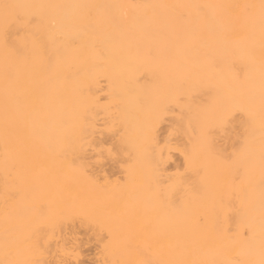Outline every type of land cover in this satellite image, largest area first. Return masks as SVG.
<instances>
[{
  "label": "bare ground",
  "instance_id": "6f19581e",
  "mask_svg": "<svg viewBox=\"0 0 264 264\" xmlns=\"http://www.w3.org/2000/svg\"><path fill=\"white\" fill-rule=\"evenodd\" d=\"M78 227L101 264H264V0H0V264Z\"/></svg>",
  "mask_w": 264,
  "mask_h": 264
},
{
  "label": "rangeland",
  "instance_id": "374dc122",
  "mask_svg": "<svg viewBox=\"0 0 264 264\" xmlns=\"http://www.w3.org/2000/svg\"><path fill=\"white\" fill-rule=\"evenodd\" d=\"M167 122L169 123V120H166L164 122V125L168 124ZM171 160L168 163V168H171L170 170H174L173 168H175V165L180 163L178 154H172ZM104 163V168L107 173L112 174L113 177H121L122 173L120 169L114 166L112 160L105 159ZM78 228H76L77 234L68 235L69 237L67 240L68 246L71 245L75 247L78 244V247L72 250V252H70V255L64 258L61 264H101V261L99 259V243H97L96 239L91 235L84 232V230H80L82 228ZM74 237L76 238V240L73 239ZM70 243H72L73 245Z\"/></svg>",
  "mask_w": 264,
  "mask_h": 264
}]
</instances>
